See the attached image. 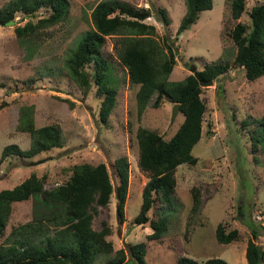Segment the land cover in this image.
Listing matches in <instances>:
<instances>
[{
	"label": "rangeland",
	"instance_id": "374dc122",
	"mask_svg": "<svg viewBox=\"0 0 264 264\" xmlns=\"http://www.w3.org/2000/svg\"><path fill=\"white\" fill-rule=\"evenodd\" d=\"M11 1L0 0V9ZM99 1L69 0L68 17L41 30L30 41L20 40L15 32V28L24 25L30 17L18 14L14 24H0V191L13 188L32 173L40 177L46 175V187L53 188L67 179L76 164L102 162L108 166L116 186L113 163L117 157L125 155L130 161L125 220L119 219L114 193L110 204L94 221L97 229L103 220L110 224L112 232L108 240L113 242L114 250L98 254L94 264H107L121 248L127 254L125 264H138L129 246L139 242L147 243L145 260L148 264H178L181 256L201 263L220 257L229 264H247L246 248L252 227L258 229L257 242L264 250V150L253 149L249 136L255 120L264 116V76L248 80L245 70L235 65L237 46L227 32L239 21L250 24L252 7L264 0H248L247 9L239 20L232 18L226 0H214L213 8L200 12L198 22L181 34L178 28L187 10L185 0H124L135 7L151 8L152 17L146 22L155 25V37L162 46L169 39L176 48L177 62L170 81H181L207 63L223 61L231 65L212 85L202 87L207 112L202 139L192 151L198 162L177 168L176 198L168 211L170 229L156 240L148 239L153 232L149 223L135 222L149 180L148 173L138 164L137 132L146 127L170 139L184 115L179 111L172 123L174 104L164 101L155 108L152 103L156 96L148 108L139 113L136 99L139 84L131 83L127 68L121 64L115 48L119 36L114 35L107 37L103 50L111 62V74L118 90L117 105L109 124L101 123V99L96 95V86L85 93L69 77L66 66L70 51L85 32L93 28L91 13ZM159 8L167 9L170 24L164 23ZM26 105L35 108L36 127L59 124L62 144L30 158L10 155L2 159L6 145L17 144L22 149L31 146V134L17 127L20 109ZM244 121L250 125H244ZM194 188L201 196L197 212L192 210ZM53 211L43 195L13 203L0 243L7 242L13 228ZM219 224L228 230L237 228L240 238L230 244L218 242Z\"/></svg>",
	"mask_w": 264,
	"mask_h": 264
},
{
	"label": "trees",
	"instance_id": "16d2710c",
	"mask_svg": "<svg viewBox=\"0 0 264 264\" xmlns=\"http://www.w3.org/2000/svg\"><path fill=\"white\" fill-rule=\"evenodd\" d=\"M231 16L239 20L247 9L248 0H226ZM186 13L183 16L178 34L196 24L200 12L213 8L214 0H185ZM45 11L40 14L41 11ZM70 11L69 0H12L0 9V24L15 20L18 14L30 17L24 25L15 28L17 37L30 41L41 30L64 21ZM165 24L171 23L166 8H159ZM40 15H42L40 17ZM152 17L151 8L135 7L124 0H101L91 13L93 28L85 32L73 48L66 66L69 77L85 93L96 86V95L101 99L99 119L108 125L117 105V88L111 74V62L104 54V46L109 36L118 35L115 43L118 58L127 68L132 84H139L136 93L139 113L148 106L158 108L164 101L180 104L184 120L176 133L166 139L157 131L146 127L139 128L138 164L148 173L149 180L143 190V202L135 218L137 224H148L153 232L149 240L161 239L170 229L168 211L173 208L177 179L176 170L182 164L195 165L198 158L193 148L203 136V126L207 103L202 98L201 81H210L225 74L231 65L217 61L205 64L181 81H170L169 77L177 62V50L165 40L162 46L155 37L156 27L146 22ZM251 23L237 22L227 32V36L237 46L235 65L245 70L248 80L264 76V3L256 4L250 12ZM166 47V50L165 48ZM31 51V49H30ZM34 106L20 109L18 129L29 132L32 143L29 149L17 144L6 145L2 159L10 155L34 157L43 150L62 144V128L59 124L36 127ZM244 125H250L247 121ZM249 130L252 147L264 150V116L256 119ZM254 151V150H253ZM118 180L112 182L109 168L105 163L76 164L71 174L53 188L46 187L47 176L32 173L13 188L0 191V242L9 224L12 204L43 195L54 211L48 215L35 216L29 222L13 228L7 242L0 243V264H94L98 254L112 253L114 245L108 240L112 229L102 221L100 229L94 221L102 209L106 208L112 195L117 196V213L121 222L125 220L126 203L130 187V161L125 155L113 163ZM194 205L197 212L201 206L200 193L193 189ZM153 212L151 216L150 213ZM252 237L246 248L247 264H262L263 247L257 242L258 229L252 227ZM217 241L230 244L240 238L237 228L228 230L223 224L216 229ZM138 264H148L145 260L147 243L139 242L129 246ZM127 254L124 248L107 264H125ZM178 264H229L225 259L212 257L204 262L181 256Z\"/></svg>",
	"mask_w": 264,
	"mask_h": 264
},
{
	"label": "water",
	"instance_id": "95a60500",
	"mask_svg": "<svg viewBox=\"0 0 264 264\" xmlns=\"http://www.w3.org/2000/svg\"><path fill=\"white\" fill-rule=\"evenodd\" d=\"M15 23V20H12V21H8L7 24H14ZM214 83V80H210V81H201L199 86L200 87H203V86H206V85H212ZM180 104L179 103H175L173 105V111H172V117H171V122L174 123L176 118H177V115H178V112L180 111Z\"/></svg>",
	"mask_w": 264,
	"mask_h": 264
}]
</instances>
